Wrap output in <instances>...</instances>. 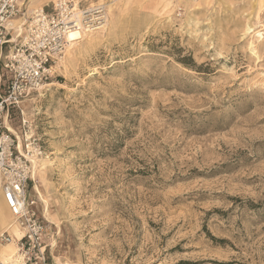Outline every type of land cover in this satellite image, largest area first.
I'll return each mask as SVG.
<instances>
[{"label":"rangeland","instance_id":"374dc122","mask_svg":"<svg viewBox=\"0 0 264 264\" xmlns=\"http://www.w3.org/2000/svg\"><path fill=\"white\" fill-rule=\"evenodd\" d=\"M31 1L25 20L58 0ZM78 13L84 39L8 123L44 150L28 195L45 264H264V0Z\"/></svg>","mask_w":264,"mask_h":264},{"label":"built area","instance_id":"2783aa9c","mask_svg":"<svg viewBox=\"0 0 264 264\" xmlns=\"http://www.w3.org/2000/svg\"><path fill=\"white\" fill-rule=\"evenodd\" d=\"M81 2L58 0L50 9H35L25 20V0H0V187L15 223L24 232L16 239L5 230L0 243H16L28 263L45 264L49 248L48 226L38 214L37 201L28 195L33 161L44 150L27 120H22L21 134L11 133L7 124L12 112L55 78L69 47L67 32L78 22ZM20 20L25 21L15 25Z\"/></svg>","mask_w":264,"mask_h":264},{"label":"bare ground","instance_id":"6f19581e","mask_svg":"<svg viewBox=\"0 0 264 264\" xmlns=\"http://www.w3.org/2000/svg\"><path fill=\"white\" fill-rule=\"evenodd\" d=\"M37 3L38 2L36 0H32L31 1V4H29L30 5L29 6L30 9L32 10V8H35V5ZM90 16H92V15H89L86 18H90ZM77 21L78 22L76 24H73L72 26H70V27H73V28L70 29L67 32V35H66V38H67V42H68L69 47H71L72 45H76L77 43H79L80 41H82L84 39V34L82 33L83 27H82L81 17L79 15V13L77 15ZM89 22H91V21H89ZM14 23H18V21H15ZM7 127H8V129H9V131L11 133H13V134L16 133L12 128H10L8 126V124H7ZM40 161H42V159H39V160H36V161L34 160L33 161V165H34V171H33V176H32L33 180H34V177H35V170L37 169L36 166L38 165V163H40ZM37 172H36V174H37ZM35 188L38 189V187H35ZM1 223H2V225L4 227L3 228V231H5V230L9 231L11 233V235L13 237H15L16 239H20L23 236V233L24 232L15 223V221H14V219H13V217H12V215H11V213H10V211H9L6 203H5L4 196H3L2 190L0 188V224ZM14 230H16L17 233H19V237H18V234H17V237L14 236V234L12 233V231H14ZM17 252H18V248H17L16 243H14V242L9 243V244H6L5 246H2L0 244V255H2L3 257H12V256H15V255H17Z\"/></svg>","mask_w":264,"mask_h":264}]
</instances>
